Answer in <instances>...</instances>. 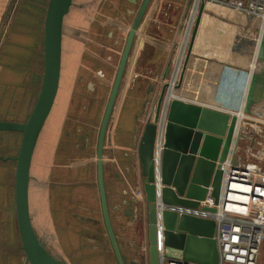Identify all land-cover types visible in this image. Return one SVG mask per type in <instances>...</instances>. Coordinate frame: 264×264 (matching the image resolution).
<instances>
[{"label": "rangeland", "instance_id": "rangeland-1", "mask_svg": "<svg viewBox=\"0 0 264 264\" xmlns=\"http://www.w3.org/2000/svg\"><path fill=\"white\" fill-rule=\"evenodd\" d=\"M27 1L8 0L10 2L8 11L11 13L9 18L8 11L6 14L4 13V16L3 14L0 15V65L3 55L10 50L13 36V39L17 41L15 52L22 57L19 64L23 67L26 66L31 85L35 84L38 87L40 75L38 76L36 70L39 69L41 72L43 69L44 19L40 25L39 34H35V29L28 24L34 22L32 10L35 9L36 3L34 4V2L37 0H33L29 7L30 2ZM196 1L198 0H192L188 9L186 6L189 0H186L179 16L178 7L170 15L169 5H167L168 9H165L163 6L161 7L159 0L151 2L144 23L140 27L141 32L138 33V43L134 48L128 70L123 78L118 108L134 88L138 90V87H142V94L144 95L142 98H146V104L150 110L156 93L160 94L161 86L165 81L161 79L165 62L168 63L171 59L169 57L174 60L175 54H177L175 61H178L179 53L185 49L187 43L185 41L184 44L180 45L179 39L184 38L185 34L192 35L193 33L194 26H190L188 22L191 16L196 19L197 13L195 15L193 10H196L200 4V1L199 3ZM179 4L180 2H178ZM196 4H198L197 8L194 7ZM127 8H129L127 0H75L74 6L65 20L62 62L63 85L37 146L30 190L34 225L41 240L52 253L68 264H118L103 220L95 146L93 145L91 151L87 152L83 146L86 137H90L92 131L94 133L101 125L102 113L122 50V45L121 47L116 46L115 56L107 59L105 54L113 53L112 47H114V45L108 47V40L105 43L107 34L112 32L113 38H120L123 41L122 38L126 36L133 21V16L129 17L126 13ZM134 8L137 11V6ZM186 10H188L187 16L185 15ZM116 16H119L120 25L115 21ZM14 21L16 23L12 27ZM9 25H11V29H9ZM116 25L119 28L115 27ZM181 31L183 34H180ZM9 34H12L10 39L8 38ZM155 39L159 42L154 49L156 51L159 47V52H156L150 59ZM9 40L10 42H8ZM24 40H27L24 43L27 44V47L20 45ZM175 42H178L176 43L177 48L174 46ZM101 47L105 50L104 56H102L103 50L99 49ZM159 59L161 63L157 66L154 65V62ZM36 64H38V69L35 68ZM172 65H174L173 62ZM136 66L138 71L135 72ZM150 72L151 75H149ZM157 75H160L159 81L154 85L155 92H157L152 98L153 92L147 94V83L154 81ZM140 77L145 81H141ZM104 78L108 81L103 88ZM167 80L170 81V78H167L166 82H168ZM94 81L95 88L92 89L91 82ZM31 85L28 81L22 87H0V104L4 105L7 99H34L36 90L34 91ZM96 85L101 87V90L96 89ZM171 87V85L167 86V90L170 91ZM173 90L171 89V91ZM104 92L105 94H103ZM32 93L34 94L32 95ZM236 105L239 106V103ZM140 114L141 112L138 117ZM136 125L137 118L132 122L129 135L134 132ZM241 126L247 138L241 140L237 155L241 157L242 161L247 159L252 161L254 160L253 155L259 154L264 148V114L259 118L252 116ZM51 143L53 145L50 147V157L47 161L45 158L46 150ZM58 146H60V153L63 150H69L65 152L73 155V163L66 164L62 159H59L61 161L59 164L55 163V156L57 152L59 153ZM107 146L109 145L107 144ZM4 147L5 143L0 141V151L5 150ZM77 147L80 150H77ZM106 155L108 161V158L112 157L113 154L111 155L108 151ZM109 168L110 165H108ZM116 172L120 175L122 173L127 175L128 164H119ZM107 176L109 177L108 181H112L113 174L108 172ZM137 185L138 182L135 183V194L141 197L142 188ZM4 194L5 185L0 182L1 206L4 203ZM124 217L121 214L120 218L123 219ZM115 218L117 217L113 215L115 226L120 231V223ZM126 224L124 223L125 228H127ZM127 230L125 241L122 234L120 232L118 234L119 246L126 264H133V261L134 264H149V257L145 250L148 242L146 232L144 233L142 229L133 231L128 228ZM65 237L75 239L76 245L86 246L77 247V253L73 254L75 259L69 257L71 249L66 245ZM81 252H90L86 257L89 260L78 262L82 257Z\"/></svg>", "mask_w": 264, "mask_h": 264}, {"label": "water", "instance_id": "water-1", "mask_svg": "<svg viewBox=\"0 0 264 264\" xmlns=\"http://www.w3.org/2000/svg\"><path fill=\"white\" fill-rule=\"evenodd\" d=\"M152 0H142L129 28L126 43L114 77L111 91L102 117L97 142V180L104 224L118 264H126L111 221L104 180V147L109 122L115 109L126 65L136 34ZM75 0H48L43 30V71L40 90L35 105L25 121L0 119V131L18 132L21 142L18 152L12 157L16 163L14 175L15 209L19 235L25 253L24 264H68L57 257L41 240L33 221L30 188L34 157L43 130L50 118L58 97L62 76L64 25ZM192 0L188 2V9ZM205 1H200L189 44V53L182 68V78L199 28ZM188 14L186 10L185 15ZM247 14V13H246ZM251 23L261 22L254 14H247ZM255 32L252 53L246 64L228 62L227 65L249 73L245 100L242 109L252 115L258 106H264V24ZM250 40L247 35L244 39ZM260 40V41H259ZM170 59L162 73L169 78ZM255 65L252 67V64ZM221 67V66H220ZM211 68L206 73L211 76ZM189 80L195 82L196 76ZM167 86H162L155 115L143 125L137 145L143 190L147 208V238L149 264H160L158 219L162 224L164 256L201 264H219L220 255L215 239V220L191 214H180L168 206L197 208L199 201L211 194L219 196L222 179L221 164L232 150V162L238 163L237 151L242 139L247 138L236 114L225 110L190 102L181 98L171 100L164 128V148L161 157L160 179L156 178L154 153L158 121ZM152 87V86H151ZM210 84L206 78L197 91L207 93ZM146 105L144 111L146 110ZM248 121L247 117L243 120ZM242 125V124H241ZM159 198L164 208L157 207ZM167 206V207H166ZM204 209L214 210L205 207ZM158 215L160 218H158ZM135 263L134 261L132 262Z\"/></svg>", "mask_w": 264, "mask_h": 264}, {"label": "crops", "instance_id": "crops-1", "mask_svg": "<svg viewBox=\"0 0 264 264\" xmlns=\"http://www.w3.org/2000/svg\"><path fill=\"white\" fill-rule=\"evenodd\" d=\"M44 1L37 0L34 2V4L36 3L35 9L32 10V14L34 15L33 17L34 22L28 25H30L32 28L35 29V34H39L40 25L42 23V20L45 19L48 0H44ZM185 1L186 0H159L161 7L163 6L165 9H168L167 5L170 6V15L178 7L179 8L178 16L182 11L183 6H185ZM27 2H30L28 5L29 7L32 5L33 0H28ZM128 2L129 0H127V3ZM130 2L128 3L129 8L126 9V13L129 17H131V15H129V12L130 14L135 13L136 11L134 7L137 6L138 8L139 6V0H130ZM151 2H153V0ZM174 2L176 5L174 4ZM178 2H180L179 5ZM9 6H10V2H8V0H6V2L5 0H0V15L3 14L4 16V13L6 14ZM194 12L196 15V10ZM10 14L11 13L8 11L7 14L8 18ZM257 16L264 24V12ZM118 17L119 16L115 17L116 18L115 21L118 23V25H120L121 21H119L120 19ZM261 22L251 23L248 20L246 13H242L233 10L231 8H228L226 6L212 2L205 3L199 28L196 32V37L191 50L190 58L188 59L186 70L184 72L185 75L184 84L186 85V87L191 89L187 91L186 95L184 94V97L186 96V98H189L188 96L193 95V93L195 92L194 91L195 88H198L201 82L207 78L210 84V89L207 91V94H205L206 95L205 99L207 104L216 105L220 107V109L225 110L231 114L235 113L238 116V121L241 122V124L242 122H244L243 120L246 117H252V116L253 117L256 116V118L261 117L262 114H264L263 105L258 106L255 110V113L252 115H246L242 109V104L243 101L245 100L247 86L249 82V73L247 71H242L227 65L228 62H234L238 64H246L248 62V60L250 59L249 57L252 53L251 45L253 44V41L251 39L253 38L255 32L261 28L262 26ZM15 23L16 21L12 23V27H14ZM142 23H144V19ZM115 27L119 28V26L117 25ZM9 29H11V25H9ZM140 30L141 29L139 28L137 34L139 33ZM113 31L115 32V30ZM180 34H183V32L181 31ZM113 35L114 34H112V32H108L107 34L105 43H107V40L108 42L110 40V44L108 45V47L114 45V47H112L113 53L108 52L105 54L107 59L108 57L115 56V47H116L115 41L118 38L116 39L113 38ZM246 35L250 37V40H248L247 38L244 39V36ZM11 36L12 34H9L8 38L10 39ZM8 42H10V40ZM26 42L27 40H24L20 45H25V47H27V44H24ZM176 43L178 42H175L174 44L175 47H176ZM16 44L17 41L14 40L12 36V43L10 46V50L8 53H5V55H3V59L0 65V87H6V88L22 87L23 84L28 83V81L31 85V79L28 75V71L26 70V66L23 67L19 64L20 63L19 60L22 57L19 56L17 52H15ZM157 44L158 43H156V46ZM99 49L103 50L102 56H104L105 50L103 49V47ZM158 50L159 47L158 49H156V51L155 49L154 51L152 49L149 58L151 59L156 52H159ZM176 55L177 54L174 55V60L172 57H169L173 60L174 63V65H172V71H174L176 66H178V62L175 61ZM185 59L179 61L180 70H182L184 66ZM159 61L160 59L156 60L154 64L157 66V64L161 63ZM24 64H26V62H24ZM166 65L167 63L165 62V67ZM254 65L255 62L254 64H252V67H254ZM35 68L38 69V64L35 65ZM210 68L212 70V74L211 76L207 77L206 73ZM42 71L43 70L39 72V69L36 70L38 76L40 75L38 87L35 86V84L31 85V88L32 89L34 88V91L36 90L35 94L32 93V95L33 94L35 95L34 99L32 98L30 100H25V98L24 99L22 98L21 100H19L18 98H16V100L7 99L4 105L0 104V119L25 121L28 118L35 105L40 90L41 81H42ZM160 75H157V78L154 79L153 81L154 85H156L157 81H159L158 79ZM191 75L196 76L197 80L195 82L189 80V77ZM62 80L63 78L61 76L60 89L61 86L63 85ZM140 80L145 81L144 79H141V77ZM93 83L91 82L92 89L95 88V81ZM149 83L150 82L147 83V94L150 92ZM138 84H139V79H138ZM122 85L123 84H121V88L118 94V99L115 104V109L113 110L109 122V126L107 129V135H106V141L104 147V180H105L108 205L111 215V221L117 232V235L120 232V234H122V238L125 241V239H127L126 237L128 233L127 230L128 228L133 231L137 229L138 230L142 229L144 232L147 233V225H148L147 208H146L147 203L144 196L143 177L141 176L140 162L138 160V155H137V145L143 129V125L140 120L144 116L143 113L145 112L144 107L146 104V98H142V96H144L142 94V89H141L142 87H138V90L134 88L131 91V93H129L126 96V98H124V100L122 101L121 105L118 108V102L120 98ZM104 87L105 84L103 85V88ZM154 88L155 87H153L152 91L150 92V94L153 92L152 95L157 92V91L155 92ZM96 89L101 90V87L99 88L96 85ZM238 103L239 106L236 105ZM141 109L142 111H140ZM140 112L141 114L138 117V114ZM103 114L104 113H102V116ZM135 118H137L136 128L134 132H132V134L129 135L132 122L133 120H135ZM99 129L95 130L94 133L92 131L90 137L89 136L86 137L83 146L85 152L91 151L93 145L95 146L96 167H97V142H98ZM0 141L5 143V147H4L5 150L0 151V156L12 157L15 156L18 152L19 145L21 142V134L18 132L0 131ZM107 144L109 146H107ZM52 145L53 143H51L46 150L45 158L47 159V161L49 160L50 157V149H51L50 147ZM57 149H59V153L57 152L55 156L54 159L55 163L59 164L61 162L60 161L61 159L64 160L63 162H65L66 164L69 163L71 164L74 162L72 161L73 155L65 152L69 150H63V152L60 153V146H58ZM77 150H80V148L77 147ZM108 151L111 155L112 154L113 155L110 158L107 157L108 158L107 161L106 153ZM238 158L241 159V157L239 156ZM0 163H1L0 182H2L5 185V194L3 198L4 203H2L3 204L2 206L0 204V264H24L25 253L22 248V243L19 235L16 209H15L14 175H15L16 163L14 160L10 158L7 160H0ZM121 163L128 164L127 175H124L123 173L120 175L119 173L116 172L117 166H119V164ZM108 165H110L109 169H108ZM108 172H111L113 174L112 181L110 180L108 181L109 179V177L107 176ZM136 182H138L137 186H139V188L140 187L142 188L141 197L140 196L138 197L135 194ZM30 200H31V190H30ZM120 213L123 215V217L125 216L123 219L120 218L121 216ZM113 215L117 217L115 219H117L118 222L120 223V227H119L120 231L115 226ZM124 223H127L126 224L127 228L124 227ZM64 239L67 242L66 245L71 249L69 257L73 259H75L74 255L77 253L76 252L77 247L80 248L86 247L83 246L82 244L76 245L74 243L75 239H72V237L71 238L65 237ZM89 254L90 252H81L82 257L81 259L78 260V262L89 260V258H86Z\"/></svg>", "mask_w": 264, "mask_h": 264}, {"label": "built area", "instance_id": "built-area-1", "mask_svg": "<svg viewBox=\"0 0 264 264\" xmlns=\"http://www.w3.org/2000/svg\"><path fill=\"white\" fill-rule=\"evenodd\" d=\"M199 1L200 0L196 1V3H199ZM204 1L206 3L212 2L220 4L247 14L260 15L264 12V0ZM194 19L195 17L193 18V16H191L188 24L191 25ZM184 36V41H187L185 45L186 49L187 45L189 46L190 44L191 35L185 34ZM185 58H183V60ZM177 60L178 61L176 62H178V66H176L174 71H172V68L170 71L169 82H171V84L173 81H175L174 84H178L181 79L182 70H180L179 60L182 61V58ZM183 83L184 77L182 78L181 85ZM178 88L180 87L174 88L172 86L170 90H174L171 92L167 91L163 99L160 117L157 123L158 132L155 143L154 164L158 181L160 179L161 157L164 148L163 133L171 100L174 98H181L190 102L220 109V107L216 105L206 103L205 94L207 93H200L196 89L193 95L188 96L189 98H184L182 97L181 92L178 91ZM175 92L178 93L173 95ZM154 94L152 95V98ZM159 95L160 94L156 93L150 110L148 109V104L146 105V110L143 113L144 116L140 120L142 125H144L147 120L154 118ZM250 118L251 117H247L248 120ZM261 150L262 152H259V154H252L254 160L250 161V159H247L242 161L238 158L239 161L237 164L232 162L233 152L232 150L230 151L221 164L222 179L217 199L211 194H208L205 199L199 201L197 208L172 205L168 207L166 206L180 214H191L215 220L217 224L215 239L220 255L219 264H264V148ZM157 191V207L161 210L164 206L159 198V188ZM205 207L214 208V210L204 209ZM158 218H160L159 215ZM162 229V224L160 219H158L160 264H201L164 256ZM148 245L149 242H147V247H145L147 255Z\"/></svg>", "mask_w": 264, "mask_h": 264}, {"label": "flooded vegetation", "instance_id": "flooded-vegetation-1", "mask_svg": "<svg viewBox=\"0 0 264 264\" xmlns=\"http://www.w3.org/2000/svg\"><path fill=\"white\" fill-rule=\"evenodd\" d=\"M129 2H130V0H129ZM128 2V3H129ZM142 2V1H141ZM131 3V2H130ZM140 4L141 3H139V7H140ZM139 7H138V9H139ZM138 9H137V11H138ZM137 11L135 12V13H131L130 14V12H129V15H131V16H133V20H134V18H135V16H134V14L136 15V13H137ZM133 22V21H132ZM132 24V23H131ZM142 24V23H141ZM131 26V25H130ZM141 26V25H140ZM130 28V27H129ZM128 31H129V29H128ZM127 35H128V32H127V34H126V36H124L125 37V39H124V37L122 38L123 39V41L119 38V39H117L116 41H115V45L116 46H119V47H121V45H122V50H121V54H120V58H121V55H122V52H123V49H124V46H125V43H126V38H127ZM112 39V38H111ZM154 43H155V45H154V47H153V51H154V48H155V46H156V43H158L159 41H157L156 39L153 41ZM109 44H110V40H109V42H108ZM138 43V34H136V38H135V40H134V43H133V46H132V49H131V52H130V56H129V59H128V62H127V65H126V70H128V66H129V63H130V59H131V56H132V53H133V51H134V48L136 47V44ZM120 58H119V61H118V65H119V62H120ZM118 65L116 66V71H117V68H118ZM155 65V64H154ZM154 69H155V66H154ZM126 70H125V72H126ZM136 70L138 71V67L136 66V68H135V72H136ZM138 73V72H137ZM116 74V73H115ZM125 75V74H124ZM149 75H151V72H150V74ZM115 77V76H114ZM104 80L106 81H103L104 82V84L106 85L107 84V81L108 80H106V78H104ZM113 81H114V79H113ZM166 81V80H165ZM164 81V82H165ZM168 81V80H167ZM123 82V81H122ZM112 84H113V82L111 83V87H112ZM152 86V87H151ZM111 87H110V91H111ZM153 87H154V84H153V81H151L150 83H149V91L151 92L152 91V89H153ZM150 92L148 93V94H150ZM103 94H105V92L103 93ZM109 94H110V92H109ZM104 97H105V95H104ZM108 97H109V95H108ZM108 97H107V100L106 101H108ZM117 99H118V97H117ZM117 99H116V101H117ZM148 101V100H147ZM107 103V102H106ZM105 107H106V105H105ZM104 110H105V108H104ZM104 113V112H103ZM103 117V116H102Z\"/></svg>", "mask_w": 264, "mask_h": 264}, {"label": "bare ground", "instance_id": "bare-ground-1", "mask_svg": "<svg viewBox=\"0 0 264 264\" xmlns=\"http://www.w3.org/2000/svg\"><path fill=\"white\" fill-rule=\"evenodd\" d=\"M200 1H202V0H200ZM196 6H197V4H196ZM195 6V7H196ZM196 9V8H195ZM196 13H198V8L196 9ZM187 16V15H186ZM193 24V23H192ZM190 25V26H194V24L193 25ZM192 32V31H191ZM179 41H180V45H182V44H184L185 43V41H184V38H180L179 39ZM184 46V45H183ZM189 51V46L187 45V48H186V50H183V51H181L180 52V55H179V58H185L186 56H187V54L189 53L188 52ZM190 54H191V52H190ZM190 54H189V58H190ZM163 80H166V78H162ZM174 82L175 81H173L172 82V84H171V82H164L163 84H162V86L164 85V84H170L171 86H173L174 88H176L177 87V83L176 84H174ZM162 86H161V89H162ZM196 89L197 88H195V90L194 91H196ZM189 90H191L190 88H188V87H186V85L183 83L181 86H180V88H178V91L179 92H181V94H187V91H189ZM168 91V90H167ZM171 91V90H170ZM178 93V92H177ZM176 92L175 93H173V95H176L177 94ZM179 96H181V95H179ZM176 97V96H175ZM184 98H186V96L184 97ZM237 116V115H236ZM238 117V116H237ZM240 126V125H239Z\"/></svg>", "mask_w": 264, "mask_h": 264}, {"label": "trees", "instance_id": "trees-1", "mask_svg": "<svg viewBox=\"0 0 264 264\" xmlns=\"http://www.w3.org/2000/svg\"><path fill=\"white\" fill-rule=\"evenodd\" d=\"M64 195H65V193H64ZM112 225H113V223H112ZM113 227H114V226H113ZM114 231H115V234H116V236H117L118 243H119V245H120V240H119V238H118V235H117V232H116L115 228H114ZM114 254H115V253H114Z\"/></svg>", "mask_w": 264, "mask_h": 264}]
</instances>
